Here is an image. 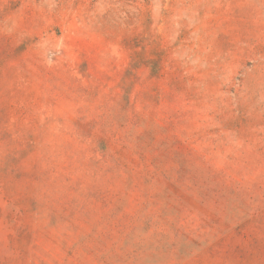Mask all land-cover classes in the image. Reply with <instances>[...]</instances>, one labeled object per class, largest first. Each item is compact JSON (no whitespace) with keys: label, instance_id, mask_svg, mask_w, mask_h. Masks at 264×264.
<instances>
[{"label":"rangeland","instance_id":"1","mask_svg":"<svg viewBox=\"0 0 264 264\" xmlns=\"http://www.w3.org/2000/svg\"><path fill=\"white\" fill-rule=\"evenodd\" d=\"M0 264H264V0H0Z\"/></svg>","mask_w":264,"mask_h":264}]
</instances>
